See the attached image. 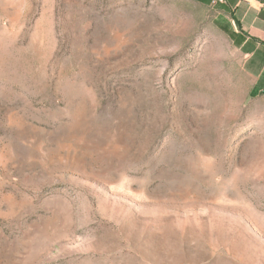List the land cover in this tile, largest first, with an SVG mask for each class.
Wrapping results in <instances>:
<instances>
[{"label": "rangeland", "instance_id": "rangeland-1", "mask_svg": "<svg viewBox=\"0 0 264 264\" xmlns=\"http://www.w3.org/2000/svg\"><path fill=\"white\" fill-rule=\"evenodd\" d=\"M209 2L0 0V264H264V87Z\"/></svg>", "mask_w": 264, "mask_h": 264}, {"label": "crops", "instance_id": "crops-1", "mask_svg": "<svg viewBox=\"0 0 264 264\" xmlns=\"http://www.w3.org/2000/svg\"><path fill=\"white\" fill-rule=\"evenodd\" d=\"M223 4L225 11L218 10L217 15L218 22H225L220 28L242 57L243 71L253 86L264 87V0H225Z\"/></svg>", "mask_w": 264, "mask_h": 264}, {"label": "built area", "instance_id": "built-area-1", "mask_svg": "<svg viewBox=\"0 0 264 264\" xmlns=\"http://www.w3.org/2000/svg\"><path fill=\"white\" fill-rule=\"evenodd\" d=\"M225 0H210L209 4L211 7H215L217 5L223 4Z\"/></svg>", "mask_w": 264, "mask_h": 264}]
</instances>
